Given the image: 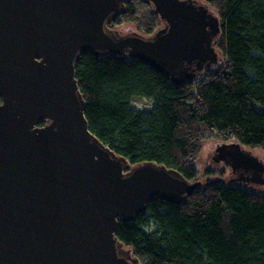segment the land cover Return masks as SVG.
Here are the masks:
<instances>
[{"label":"water","instance_id":"1","mask_svg":"<svg viewBox=\"0 0 264 264\" xmlns=\"http://www.w3.org/2000/svg\"><path fill=\"white\" fill-rule=\"evenodd\" d=\"M126 1L0 0V264H141L116 238L118 220L155 195L180 203L219 180L132 166L91 132L81 54L141 59L178 85L221 62L206 2L144 0L163 22L144 37L108 27ZM212 157L238 174L223 181L264 186V161L240 142L218 143Z\"/></svg>","mask_w":264,"mask_h":264},{"label":"trees","instance_id":"2","mask_svg":"<svg viewBox=\"0 0 264 264\" xmlns=\"http://www.w3.org/2000/svg\"><path fill=\"white\" fill-rule=\"evenodd\" d=\"M202 1L220 20L221 62L194 80L175 84L128 56L86 52L76 62L91 132L132 166L164 165L191 182L206 140L264 154V0ZM125 5L110 29L151 37L162 27L144 0ZM115 236L141 264H264V193L219 179L180 203L155 195L134 220H118Z\"/></svg>","mask_w":264,"mask_h":264},{"label":"rangeland","instance_id":"3","mask_svg":"<svg viewBox=\"0 0 264 264\" xmlns=\"http://www.w3.org/2000/svg\"><path fill=\"white\" fill-rule=\"evenodd\" d=\"M121 34H126L128 32L136 31V27L134 25H125L119 29ZM149 102H136V107L140 108L148 107ZM218 143H222L218 140H206L203 143L202 150L198 156V158L194 161L193 165L198 170V181H207V180H214V179H223V180H229L232 178H235L236 175H234L231 171V168L221 162L217 163L213 159V154L217 150ZM253 154H255L257 157H260L264 161V154L260 151H253ZM224 172V174H220L219 172ZM218 181V180H216ZM212 182V181H211ZM227 185H237L244 187L254 193H264V186L261 185H253V184H240L237 180H230V181H224ZM208 183V182H207ZM207 183H201V186L204 187Z\"/></svg>","mask_w":264,"mask_h":264},{"label":"flooded vegetation","instance_id":"4","mask_svg":"<svg viewBox=\"0 0 264 264\" xmlns=\"http://www.w3.org/2000/svg\"><path fill=\"white\" fill-rule=\"evenodd\" d=\"M237 176H238V174H236V178L235 179H237ZM244 183V182H243Z\"/></svg>","mask_w":264,"mask_h":264},{"label":"bare ground","instance_id":"5","mask_svg":"<svg viewBox=\"0 0 264 264\" xmlns=\"http://www.w3.org/2000/svg\"><path fill=\"white\" fill-rule=\"evenodd\" d=\"M140 261V260H139Z\"/></svg>","mask_w":264,"mask_h":264}]
</instances>
